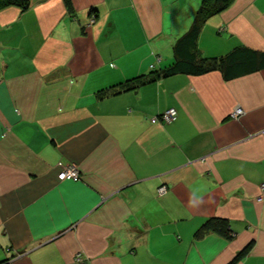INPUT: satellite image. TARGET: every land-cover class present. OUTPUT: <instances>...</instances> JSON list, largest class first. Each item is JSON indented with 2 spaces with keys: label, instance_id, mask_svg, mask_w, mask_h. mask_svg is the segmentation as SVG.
I'll list each match as a JSON object with an SVG mask.
<instances>
[{
  "label": "crops",
  "instance_id": "1",
  "mask_svg": "<svg viewBox=\"0 0 264 264\" xmlns=\"http://www.w3.org/2000/svg\"><path fill=\"white\" fill-rule=\"evenodd\" d=\"M201 1L0 9V264H264V68L115 87L171 66ZM240 48L264 52V0H233L195 45ZM214 217L231 239L198 235Z\"/></svg>",
  "mask_w": 264,
  "mask_h": 264
},
{
  "label": "trees",
  "instance_id": "2",
  "mask_svg": "<svg viewBox=\"0 0 264 264\" xmlns=\"http://www.w3.org/2000/svg\"><path fill=\"white\" fill-rule=\"evenodd\" d=\"M66 1V4L69 5L68 0ZM232 2L233 0H202L190 28L174 44L173 51L175 60L173 64L161 72L146 77H136L115 87H136L138 84L146 82L147 80L169 77L177 73L200 75L213 70L220 71L224 79H229L241 75L244 72L264 68V52H251L244 48L236 49L220 58H197L195 45L202 25L211 16L224 11ZM27 4L28 0H0V9L10 5L25 9ZM112 89L116 91V88L113 87ZM106 94H108V90H101L97 95L101 97ZM209 231L216 232L227 239L233 237V232L230 230L228 222L222 218L214 217L208 219L199 229L198 235L200 236ZM249 247L250 244L241 250L232 263L243 256Z\"/></svg>",
  "mask_w": 264,
  "mask_h": 264
},
{
  "label": "built area",
  "instance_id": "3",
  "mask_svg": "<svg viewBox=\"0 0 264 264\" xmlns=\"http://www.w3.org/2000/svg\"><path fill=\"white\" fill-rule=\"evenodd\" d=\"M90 22H93L92 19H90ZM243 113V110L239 107H237L231 114L232 117H237ZM177 117V110L175 108H168L167 110L163 111L158 117H154V120H161L163 123H171L173 122ZM62 167V175L65 179H75L79 177V170L75 164H66L61 165ZM157 192L159 195H163L166 192V187L161 185L159 188H157Z\"/></svg>",
  "mask_w": 264,
  "mask_h": 264
}]
</instances>
